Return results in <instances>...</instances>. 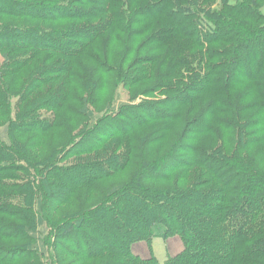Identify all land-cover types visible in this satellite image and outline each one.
Listing matches in <instances>:
<instances>
[{"label": "rangeland", "instance_id": "obj_1", "mask_svg": "<svg viewBox=\"0 0 264 264\" xmlns=\"http://www.w3.org/2000/svg\"><path fill=\"white\" fill-rule=\"evenodd\" d=\"M30 1H43V5L55 6L66 0ZM190 2L191 0H122L121 3L120 0H71L72 5L65 9L78 14L81 19L76 20L59 15L45 20L27 18L28 15L18 18L0 15V28L12 24L33 26L62 30L72 37L62 40L66 45V57L45 53L34 55V60L31 59L28 65L19 68L10 65L21 54L18 51L9 52L0 46L1 140L7 142L2 127L8 117H12L17 123L22 122V126L19 124L20 127H17L18 132L14 131V142L20 159L12 154L9 166L1 169L7 171L0 175L1 184H5L0 186V192H19L25 181L34 184L33 188L42 189V194L32 190L33 205L28 208V212L18 209L21 213L18 216L14 213L16 218L13 219L0 215L1 220L11 224L29 225L27 235L18 232L0 234V264H113L116 258L104 254L105 252L92 256L87 248H75L80 245L78 231L72 229L71 233H65L66 228L68 232L73 219L85 218L89 210L97 208V214L90 217L104 224L103 233L111 234L116 231L111 220H105L99 213L100 204L111 197L108 192L115 187L120 188L118 194L133 186L137 187V192L144 194L154 189L169 192L209 189L213 185L206 183L209 175L198 166L186 167L184 164L159 180L146 177L149 172L147 168H143L142 163L155 165L173 154H180L184 161H188V155L182 148L174 150V143L180 134L183 138L182 147L215 150L222 157L231 160L236 158L244 168L246 166L251 171L264 175V126L261 120L256 119L261 113L264 98L257 99L260 108L256 104L251 107L252 111L248 110L247 102L254 98L253 88L252 95H248L250 87L247 85L251 84L227 88L230 92L220 97L223 100L225 98L230 106L228 103L225 107L216 105L219 99L210 92L199 98L194 107L185 105L182 109L174 110L173 101L177 93L166 88L164 91L161 84L165 80L160 77L162 74L171 75L167 70L171 60L179 61L186 55L196 58L190 62L194 68H198L203 61L208 62L209 54L213 56L220 51L225 53L215 55V61H210V65L221 60L228 61L224 57L229 53H244L248 57L249 51H256L261 41H252L254 33L251 31L257 27L259 31L255 35L264 31V0H197L192 1V5ZM245 14L251 16V19L245 20ZM217 28L221 36L211 47L193 49L185 38L196 40L199 35L204 39L203 35L208 34L215 37ZM3 31L0 29V34ZM169 33L177 35L168 37ZM165 37L166 41L160 45ZM201 39L198 37L197 41L201 42ZM4 54L9 55L10 62L6 65ZM172 54L177 57L173 59ZM62 65L68 67L70 75L58 74L60 71L56 73L54 70L49 73L43 71L48 67ZM6 97L9 105L4 104ZM146 105H150L152 110L157 108L159 113L143 118L147 120L145 126L133 130L127 136L116 135L100 150L85 152L86 149L82 148L81 140L96 133L94 130L99 127L98 118L103 117L107 123L114 120L124 122L125 119L120 117L121 112L125 111L123 115L127 116L136 110V113L143 116L145 113L138 106ZM83 108L93 114L92 120L82 115ZM238 108L244 110L239 112ZM233 110L241 113L243 119L240 126L260 131L256 135L261 141L246 144L251 140L245 137L243 144L248 147L236 148L233 131H226L220 124L232 118ZM199 114H202L200 120L205 124L203 127L207 129L209 124L211 132L207 130L203 134L191 124L189 126V122ZM156 117L174 118L162 123L165 119L154 120ZM253 117L255 119H251ZM32 118L39 119L35 125L39 126L40 133L25 127V122ZM93 124L94 128L91 127ZM154 131V137L157 135L159 139L158 134L161 132V135H167L166 139L151 143ZM105 155L119 156L121 162L123 160L121 169L108 178H100L74 189L63 187L64 176H77L73 172L78 168L86 166L87 162L101 161ZM134 174L136 176L132 177ZM40 200L42 206L39 207L35 203ZM17 201L20 204V200ZM28 213H31L32 218L24 220ZM37 219H42L43 223L37 224ZM83 226L86 231L85 224ZM32 235L34 240L31 239ZM174 237L180 240L178 236ZM169 238L174 239L173 236ZM108 239L112 241V238ZM168 239L154 235L148 241L135 243L131 249H136L137 253L134 254L141 259L152 256L162 264L171 254ZM98 243L102 241L97 239ZM86 244L94 246L93 243ZM177 245L179 247L178 243ZM31 249L34 252L29 253Z\"/></svg>", "mask_w": 264, "mask_h": 264}, {"label": "trees", "instance_id": "obj_2", "mask_svg": "<svg viewBox=\"0 0 264 264\" xmlns=\"http://www.w3.org/2000/svg\"><path fill=\"white\" fill-rule=\"evenodd\" d=\"M121 2L122 0H120ZM191 2L190 5H192ZM100 4L99 6H101ZM70 5H72L71 0H66L55 6L53 4L43 5V1L40 3L30 0H0V15L13 18L28 15L27 18L31 17V19L39 20L55 18L56 15L62 16L65 19H81L72 10V13L69 10L66 11L65 8ZM258 16L260 17L261 15ZM244 19L249 20L251 16L245 14ZM262 21H264V18H262ZM0 29L4 30L3 34H0V46L9 52L18 51L21 54L20 57L13 61L14 63H11L13 65L10 66H13V68L28 65L31 59H35L34 55L38 56L45 53L60 58L68 55L66 53V45L62 40L72 37L62 30L39 29L33 26L15 24L4 25ZM257 30L259 31V27L251 31V33H254L251 40L260 39L259 48L253 52L249 51L248 57H246V54L243 55L244 53H229L224 57L228 61L222 62L221 60L210 65V61H215V55H223L225 53V51H220L213 56L209 54L207 57L209 61L201 62L198 68H194L190 64L192 59L195 58L193 56L186 55L180 58L179 61L171 60V63L167 66V70L171 75L162 74L160 77L161 80H165L164 84H161L164 91L170 89L171 92L177 93L173 101L175 104L173 105V109L179 110L184 108L183 106L185 105H187L186 107H194L195 102H199V98L210 92L213 95H217L215 97L219 99L216 101V105L225 107L228 103L230 106V103L225 98L223 100L220 96L230 92L227 89L230 86H239L245 83L251 84H246L250 87L248 95H252V88L254 92V98L247 102V105H249L248 110L252 111L251 107L256 106V104L260 108L257 99L258 97L259 100L264 98V31L259 35H255ZM175 35L177 34L172 35V33H169L168 37H174ZM220 36V31L217 28L215 37L208 34V36L203 35L204 39H201L199 35H197L196 40H193L191 37L185 38L188 39L189 46H193L192 48L196 49L197 47H211L219 41ZM198 37L201 39V42L197 41ZM164 41H166V37L160 42V45ZM180 47L182 48L183 45ZM186 47L188 48L187 45ZM27 52L33 53L28 55L26 54ZM172 55L174 56L173 59L177 57V55ZM3 58L6 61L5 65L10 62L9 55L4 54ZM222 67L224 69H221ZM67 68L66 65L52 66L43 69V71L44 73H49V71L54 70L56 73L60 71L58 74L68 73L70 75ZM37 71H39V68ZM170 85L171 87L169 88ZM171 102L172 100L166 104L168 105ZM0 103L2 104L1 100ZM4 104L9 105L7 97ZM44 106L48 105L44 104ZM138 107L145 114L140 116L134 110L135 112L132 115L124 116L123 113L125 111H123L120 113V117L125 119L124 122L114 120L107 123L103 117L98 118L99 127L94 130L96 132L94 136H90L85 140L80 139L81 142L78 140L83 145L82 148L86 149L85 152L102 149L116 135H119V137L127 136L133 130L146 125L144 123L147 120L145 121L143 118L159 113L157 108L155 109L154 107L152 110L150 105ZM260 109L261 113L256 119L261 120L264 126V104L261 105ZM237 110L242 112L244 109L238 108ZM82 115L88 120H92L93 118V114L87 108L82 109ZM201 117L202 114H199L189 122V126L191 124L200 133L207 130L210 131L212 127L209 124H207V129L203 127L205 124H202ZM231 117L226 122H220V124L226 131L227 129L233 131L236 148L245 149L248 147L243 144L245 137L251 140L250 142H245L246 144L261 141L259 140V136L256 135L260 131L255 132L256 130L252 128L240 126V122L243 119L241 113L239 114L233 110ZM173 118L156 117L153 119H165L162 121L163 123ZM37 120L39 119H29L24 125L27 129L40 133L39 126L35 125ZM14 123H17L16 120L8 117V121L2 127L4 128L7 142H3L0 137V175L3 171H7V169L2 171L1 169L9 166L13 158L12 154H14L15 158L20 159L17 154L19 151L15 145L14 136L18 132L17 127L22 126V122ZM95 124L91 125V127L94 128ZM226 126L227 128H225ZM262 130L264 133V128ZM155 132L151 136L155 135ZM166 136L161 135L160 132L158 134L159 139L157 135L153 136L154 139L151 143L161 142L166 139ZM181 136L180 134V139L178 138L174 143V150L182 148L183 152L188 155L186 156L188 161H184L183 156L181 157L180 154H173L167 160H159L155 165L148 166V164L142 163L143 168H147L146 170L149 172L146 177L152 180L163 179L170 175L172 171L181 168L185 164L186 167L198 166L206 171L209 175L206 183L213 185L204 191L169 192L154 189L146 194L137 192V187L134 186L131 189L129 188V190L124 189L118 194L117 191L120 188L115 187L108 192V195L111 197L106 198L100 204L99 213L100 215L102 214L101 216L105 220H111L116 231L111 234L103 233L104 224L90 217L97 214L95 212L97 208L89 210L85 218L73 219L68 232L66 228L65 233H71L72 229L76 232L78 231V243L80 245H76L75 248H87L88 252L92 253V256H98L100 255L98 254L99 252H105L104 254L116 258L113 264H160L152 256L141 259L133 253L131 246L139 241H148L154 235H159L164 240L172 236H178L182 242L183 250L175 256H168L162 264H264V175L251 171L246 166L245 168L247 169H245L236 158L231 160L227 157H222L223 155L221 156V153L215 150L208 151L203 148H191V146L182 147L181 139L183 138ZM102 159L101 161L87 162L86 166L78 168L76 172H73L78 177L76 175L64 176L65 182L63 183V187L74 189L79 185L93 183L100 178H108L113 172L120 170L122 167L123 160L121 162L119 156L109 157V155H105ZM163 171H165L164 174ZM134 176L136 174L132 177ZM1 183L0 177V186L3 187L5 184L2 185ZM33 185L25 181L21 185L19 192H0V215L13 219L16 218L15 215L18 216V213H21L18 209L28 212V208L31 204L33 205L32 196L34 193H31L32 190L37 194H42L40 192L41 188H33ZM18 199L20 200V204L17 201ZM41 203L42 200L35 203V205L40 207L42 206ZM31 218V213H28L24 220H30ZM24 220L22 219L21 221L24 223ZM42 223V219H37V224L41 225ZM84 224L87 228L86 231H84ZM28 228L29 225L26 226V224H11L6 220L0 219L1 235L16 234V232L27 235ZM31 237L34 240L33 235ZM108 237L112 238V241ZM97 239H100L102 243L97 244ZM86 243H93L95 249H93L94 246L87 245ZM33 249L29 250V253L34 252ZM96 253L98 255H95ZM55 258L54 262H56Z\"/></svg>", "mask_w": 264, "mask_h": 264}, {"label": "crops", "instance_id": "obj_3", "mask_svg": "<svg viewBox=\"0 0 264 264\" xmlns=\"http://www.w3.org/2000/svg\"><path fill=\"white\" fill-rule=\"evenodd\" d=\"M173 238L174 239L169 238L167 240L168 242L166 241L168 243V245H169V250L171 248V250H170L171 254H169L171 257L177 255L178 253H180L181 249L183 248L182 242L178 238H175V237H173ZM177 243L179 244V247H178ZM133 249H132L133 253H137V252H135L136 249H134V250Z\"/></svg>", "mask_w": 264, "mask_h": 264}]
</instances>
